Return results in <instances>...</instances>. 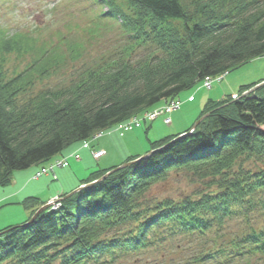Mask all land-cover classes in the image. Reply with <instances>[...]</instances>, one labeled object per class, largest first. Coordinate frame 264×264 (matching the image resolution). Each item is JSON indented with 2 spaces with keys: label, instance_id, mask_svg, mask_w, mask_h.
I'll use <instances>...</instances> for the list:
<instances>
[{
  "label": "trees",
  "instance_id": "1",
  "mask_svg": "<svg viewBox=\"0 0 264 264\" xmlns=\"http://www.w3.org/2000/svg\"><path fill=\"white\" fill-rule=\"evenodd\" d=\"M106 1L108 13L119 16L125 28L144 33L148 27L145 35L153 36L161 52L136 64L90 70L70 87L46 90L24 104H17L18 93L36 74L47 76L56 60L40 56L8 81L0 65L1 187L11 183L15 172L49 162L76 143L152 111L206 77L264 55V0H127L133 14L124 13L114 0ZM12 37H5L0 49H11ZM258 84L243 87L238 98L210 100L200 116L206 117L192 132L190 127L151 140L147 152L125 162L151 154L107 178L97 181L118 165L93 170L81 185L97 182L64 199L59 208L43 210L33 221L46 202L27 196L24 204L30 216L0 231V264H84L88 257L113 256L116 249L140 250L156 243L151 231L162 224L178 227L173 229L176 233L206 234L214 223L225 222L232 202L253 206L252 197L264 193V167L231 178L228 170L243 156L264 166V85L243 95ZM172 169L209 179L219 192L180 204H144L151 187ZM134 223L133 231L104 239L109 231ZM244 241L264 254V230H253Z\"/></svg>",
  "mask_w": 264,
  "mask_h": 264
},
{
  "label": "rangeland",
  "instance_id": "2",
  "mask_svg": "<svg viewBox=\"0 0 264 264\" xmlns=\"http://www.w3.org/2000/svg\"><path fill=\"white\" fill-rule=\"evenodd\" d=\"M114 2L124 13L133 14L127 0ZM108 12L106 0H0V47L5 44V37L15 35L10 41L11 49H0L4 80L24 72L40 56L56 60L47 76L36 74L31 85L18 93L17 104H24L46 90L68 88L90 70L108 71L121 62L136 64L161 52L153 36L145 35L150 30L148 27L143 29L144 33L139 32V28L127 29L119 16ZM212 80L211 87L199 81L176 98L162 101L153 108L161 110L178 102L176 109L165 113L172 116L171 124L164 123L166 120L161 115L152 122L145 119L142 126L135 125L128 131L115 126L87 142L72 145L49 162L15 172L9 185L0 186V231L22 224L30 216L31 210L24 204L27 196L39 197L43 202L53 199L49 209H57L60 206L54 197L75 190L93 170L121 165L130 156L147 152L151 140L186 131L198 121L210 100L232 94L238 98L243 87L260 85L264 82V55ZM250 90L243 95L251 93ZM101 149L106 154L95 159L94 154ZM58 159H66V162L62 166H57V162L54 168V161ZM51 167L58 179L53 178ZM263 167L257 160L243 156L228 170L229 178L237 177L239 172L255 173ZM218 192L209 179L188 170L172 169L166 179L151 187L143 202L151 206L165 200L180 204ZM252 198L253 206H249V202H232L225 222L214 223L206 234L176 233L173 229L178 227L165 223L151 231L154 239L157 238L156 243L140 250L116 249L113 256L105 253L98 258L88 257L84 264H264V254L253 249L250 241H244L253 230H264V193L259 191ZM136 226L135 223L121 225L109 231L104 239L127 234ZM161 233L166 238L163 242H160ZM209 252L212 258H205Z\"/></svg>",
  "mask_w": 264,
  "mask_h": 264
},
{
  "label": "water",
  "instance_id": "3",
  "mask_svg": "<svg viewBox=\"0 0 264 264\" xmlns=\"http://www.w3.org/2000/svg\"><path fill=\"white\" fill-rule=\"evenodd\" d=\"M264 85V82H262L260 85H258V86H256L255 88H253V89H251L250 91L251 92H253V91H255V90H257L258 89V87H261V86H263ZM207 115V114H206ZM206 115H204V116H202L195 124H194V126H193V128H195L205 117H206ZM153 151H151V152H149L148 154H146L145 156H143V157H141V158H144V157H146V156H148L149 154H151ZM141 158H139V159H141ZM139 159H136V160H133V161H129V162H125V163H123V164H121V165H119V166H117V167H115V168H113L112 170H110L109 172H107L104 176H102L99 180H97V181H100V180H103V179H105V178H107V176L109 175V174H111V173H113V172H115L116 170H118V169H120V168H122V167H126V166H128V165H131V164H133V163H135L136 161H138ZM97 181H94V182H92V183H89V184H84V185H81L79 188H77V189H75L73 192H71V193H69L64 199H66V198H69L70 196H72L74 193H76V192H78V191H80L81 189H83V188H85V187H88L89 185H91V184H93V183H95V182H97ZM50 206V203H48V204H45L44 206H42L41 208H39L36 212H35V214L32 216V218H31V221H33L43 210H45V209H47L48 207ZM6 231H9V230H6ZM5 231V232H6ZM4 232V233H5ZM0 234H3V232H1Z\"/></svg>",
  "mask_w": 264,
  "mask_h": 264
},
{
  "label": "built area",
  "instance_id": "4",
  "mask_svg": "<svg viewBox=\"0 0 264 264\" xmlns=\"http://www.w3.org/2000/svg\"><path fill=\"white\" fill-rule=\"evenodd\" d=\"M211 81H212V77H206L204 79V85L211 86ZM178 104H179L178 102L174 101L171 106H168L165 109L155 110L154 112L148 113L147 117L150 118V119H154V118H156L157 116H159L161 114H165L166 112H169L171 110L176 109L178 107ZM165 120H166L167 123L171 122V118L170 117H167ZM138 123H140V120L137 119V118H134L130 123L126 124L124 128L126 130H128V129H130L132 127L133 124H138ZM102 154H104V150H100V151L96 152L94 154V157L95 158H99ZM58 164H62V162H58Z\"/></svg>",
  "mask_w": 264,
  "mask_h": 264
}]
</instances>
